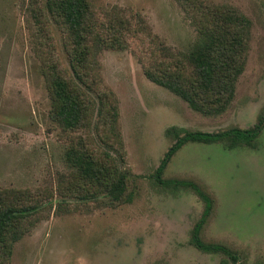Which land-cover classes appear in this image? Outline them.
I'll use <instances>...</instances> for the list:
<instances>
[{
  "label": "rangeland",
  "instance_id": "1",
  "mask_svg": "<svg viewBox=\"0 0 264 264\" xmlns=\"http://www.w3.org/2000/svg\"><path fill=\"white\" fill-rule=\"evenodd\" d=\"M25 1L0 0V190L29 192L42 213L6 264H222V254L190 243L203 202L189 189L158 182L156 170L174 144L167 135L172 128L245 131L264 118V0H207L251 21L233 102L213 117L193 112L143 73L152 38L180 53L196 40L175 0H87L100 22L118 15L127 23L125 49H104L95 58L87 77L91 89L76 81L60 28L50 18L42 28L33 26ZM53 63L90 101L88 130L66 134L53 121L43 70ZM97 92L116 100L120 141L96 131ZM75 145L98 160L104 154L114 159L128 176L129 202L108 207L103 198H82L88 188H74L66 157ZM160 180L189 181L212 199L203 241L228 247L238 264H264V129L254 148L189 142L171 156Z\"/></svg>",
  "mask_w": 264,
  "mask_h": 264
},
{
  "label": "trees",
  "instance_id": "2",
  "mask_svg": "<svg viewBox=\"0 0 264 264\" xmlns=\"http://www.w3.org/2000/svg\"><path fill=\"white\" fill-rule=\"evenodd\" d=\"M191 21L196 40L187 53L173 52L152 38V48L145 62L141 61L145 78L183 101L193 112L205 117L219 116L231 106L238 79L245 70L251 21L238 10L214 5L207 0H175ZM26 9L33 26L43 27L52 19L65 36L67 55L76 81L88 89L87 77L95 58L104 49H125L127 23L118 15L108 23L100 22L87 0H28ZM128 32V31H127ZM44 75L52 101V119L66 134L88 130L92 123L90 101L72 79L53 64L44 66ZM99 110L96 131L119 140L116 129L118 116L112 94L97 92ZM264 129V118L245 131L228 130L218 133L190 132L172 128L167 135L175 141L168 150L156 179L165 186L191 190L204 204L201 218L191 231L190 243L200 252L222 254L232 264L237 256L222 244L202 240V231L213 209L212 199L196 184L189 181H162L161 175L171 156L189 142L205 145L225 144L228 148L255 147ZM78 142L83 140L77 137ZM120 141V140H119ZM72 146L67 160L74 169V188L87 187L84 200L104 199L105 205L115 207L131 200L127 193L128 176L119 170L114 159L102 155L98 160L86 148ZM72 185V184H70ZM27 191L0 190V264L9 261L14 245L41 219L42 208L31 202Z\"/></svg>",
  "mask_w": 264,
  "mask_h": 264
}]
</instances>
